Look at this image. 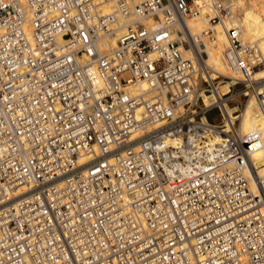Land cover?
<instances>
[{"label":"built area","instance_id":"built-area-1","mask_svg":"<svg viewBox=\"0 0 264 264\" xmlns=\"http://www.w3.org/2000/svg\"><path fill=\"white\" fill-rule=\"evenodd\" d=\"M209 2L242 79L180 31L197 0H0V264H264V54Z\"/></svg>","mask_w":264,"mask_h":264},{"label":"bare ground","instance_id":"bare-ground-1","mask_svg":"<svg viewBox=\"0 0 264 264\" xmlns=\"http://www.w3.org/2000/svg\"><path fill=\"white\" fill-rule=\"evenodd\" d=\"M209 1L210 0H197V3L200 5L201 14L194 18H188L186 21L187 25L185 26V29L183 27H180L179 29L181 32H185V30H187L188 28L192 35V38H194L195 41H197V43L199 44V48L204 53L203 58L209 70L208 78H215L218 75L222 74L234 78V80L242 79L241 72L238 69L232 67L229 63H227L224 56V51L228 45V38H227L225 26H228L229 21L228 19H224L219 23L218 22L211 23L209 20L215 14V9ZM235 4H238V6H243L244 0H237L236 2L235 0H226V5L232 8V10L235 13V16L238 18L235 10L236 8ZM110 8L111 6L109 4L104 6L105 10H109ZM254 11H255L254 6L250 7L246 11L242 10V12L248 16L249 20H245V18L244 19L238 18L242 26L241 37L244 42L254 43L264 54V20L257 21L255 23L254 18L252 17L253 16L252 13ZM208 25L210 26L209 28L207 27ZM210 28L213 29V35L215 36L214 40L211 39V36L208 33L209 32L208 30ZM185 34L186 33H184V35ZM201 40L204 44L200 42ZM112 45H114V41L112 42ZM201 47H203V49ZM186 50L188 55H191L192 49L190 50L186 49ZM254 78L255 79L264 78V68L257 70L254 73ZM229 86H230V81L223 86H219L218 89L220 91V94L228 91ZM246 91L248 90L246 89ZM202 95L204 98V102L207 106L212 103L211 102L212 98H216L215 95H207L205 93H202ZM215 100H217V98ZM223 102L225 104L228 114L231 117H234L233 114L234 108L230 107L225 101ZM161 124L162 122H158L150 126L146 131L141 132V134L138 135H143L144 133L152 131L160 127ZM262 127H264V119L261 117V113L256 105L255 97L252 96L243 110L242 130L250 131L256 128L260 129ZM133 148L137 150L139 148V145L134 144ZM254 157L255 159L260 158L261 157L260 152L256 153ZM260 173L264 174V166L261 167ZM252 187L254 188V191H258L254 179L252 182ZM24 189L25 188H21V191H23Z\"/></svg>","mask_w":264,"mask_h":264},{"label":"rangeland","instance_id":"rangeland-1","mask_svg":"<svg viewBox=\"0 0 264 264\" xmlns=\"http://www.w3.org/2000/svg\"><path fill=\"white\" fill-rule=\"evenodd\" d=\"M222 1L226 5V0H222ZM236 1L237 0H235V2ZM235 5H236V8H235L236 14H237L239 19L240 18H243V19L245 18V20H249L248 16L246 14H244L242 12V10L246 11L250 7L254 6L255 7V11L252 13V15H253L252 17L254 18V22L256 23L257 21L264 20V14H263L264 13V0H244L243 6H238V4H235ZM207 27L209 28L210 26L208 25ZM201 48L203 49V47H201ZM225 84H222L220 86H223ZM239 87H242V86L241 85L237 86V88H239ZM232 105H234V103L230 104V106H232ZM208 117H209V119H211V120H213L215 122H219L222 119L221 118V114H220V112L217 109H213L212 111H210Z\"/></svg>","mask_w":264,"mask_h":264}]
</instances>
